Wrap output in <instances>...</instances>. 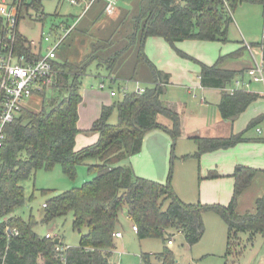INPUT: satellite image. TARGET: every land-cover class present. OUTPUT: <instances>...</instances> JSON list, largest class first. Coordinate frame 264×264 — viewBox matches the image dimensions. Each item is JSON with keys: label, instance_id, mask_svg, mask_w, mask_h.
I'll use <instances>...</instances> for the list:
<instances>
[{"label": "trees", "instance_id": "trees-1", "mask_svg": "<svg viewBox=\"0 0 264 264\" xmlns=\"http://www.w3.org/2000/svg\"><path fill=\"white\" fill-rule=\"evenodd\" d=\"M245 1L248 0H140L136 15L129 20L130 14L126 13L124 21L115 28L117 30L130 21L132 32L125 37L126 42L121 47H117L112 38L99 39L83 59L72 56V60L66 57L58 63L62 74L57 84L40 97L41 109L35 112L24 108L19 118L9 125L0 151V251L5 254V264H63L60 259L62 254L67 264H113L116 250L114 235L118 230L120 214L125 209L133 225L139 229L137 236L140 240L160 238L165 242L161 253H143V264H180L167 243L175 233H181L190 248L197 245L205 234L204 214L207 212L217 214L226 223L230 251L240 240L241 233L249 234L251 241L256 235L264 237V196L257 200L254 213L239 214L236 210L239 196L253 181L254 169L242 166L236 171L233 198L228 206H223L185 203L172 185L171 172L166 183H159L138 177L132 167L121 165L127 158L142 151L145 136L152 130H162L173 140L181 136L180 115L162 100L170 75L159 70L147 57V39L163 38L180 56L193 59L179 50L177 43L187 40L227 43L230 25L234 22L233 13ZM40 6V0L27 4V8H33L38 13L41 12ZM103 14L102 10L100 16ZM39 20L44 27L47 15L43 11L39 13ZM2 27L0 19V30ZM61 27L65 31L71 25L63 23ZM44 36L43 33V40ZM138 43L140 47L134 74L129 79L137 80L136 77L141 75L139 70L145 67L154 86L147 87L142 94L127 93L121 101L104 106L92 128L99 134L98 141L76 150L83 75L96 64L105 68L107 75L114 76L117 81H127L115 76L114 72L126 51ZM253 45L263 48L264 58V41ZM15 46L19 53L40 57V54H33L32 43L20 33ZM242 51L220 58L212 66L199 62L201 85L222 89L230 84L237 72L222 69L220 64ZM259 98L258 94L248 91H239L234 95L223 92L219 104L221 115L227 119L236 117ZM115 110L119 119L116 125H112L110 119ZM160 117L166 118L168 123H162ZM257 122L258 119L253 120L244 132L229 138H195L198 150L193 157L200 159L205 153L227 150L249 141L246 133ZM88 160L97 161L89 168L98 175L82 187L50 198L44 207L42 221L45 223L73 213V228L81 236L77 247L62 246L64 250L58 251L57 246L62 244L60 240L57 244L56 239H47L35 232L38 225L36 219L25 221L15 215L25 204L23 183L38 170H52L57 165L62 166L67 177L75 179L79 166ZM8 228L17 229L19 235H11ZM84 229H87L86 233H83Z\"/></svg>", "mask_w": 264, "mask_h": 264}, {"label": "rangeland", "instance_id": "rangeland-1", "mask_svg": "<svg viewBox=\"0 0 264 264\" xmlns=\"http://www.w3.org/2000/svg\"><path fill=\"white\" fill-rule=\"evenodd\" d=\"M25 1L28 4L32 2V0ZM138 4L139 2H137L136 6L129 7L128 9L130 10L124 11L120 16L114 15L113 17H110L108 14L104 13L91 28L89 26L90 24L87 26V21L83 26L79 27L80 29L83 27L85 28L82 32L77 28L73 29L58 50L60 58L64 59L66 57H71L72 60V56H74L75 59H83L86 56L87 51L92 48L99 39L107 37L109 39L112 38L113 41L117 42V47H121L122 43L126 42L125 37L132 32L130 21L120 26L117 30H115V28L119 23L124 21L123 19L126 13L130 14L128 17L129 20L132 16L136 15ZM40 5L41 11H44L47 15V21L45 22L44 27L42 24L43 22L39 20V13L33 8L27 10L26 6L23 9L19 25L20 33L28 40H35L37 43L41 42L43 33H50L54 26L60 27L63 23L72 24L73 21L71 15L82 16L84 20L90 15V8L85 11V4L83 5V8H81L79 6H72L66 0H40ZM96 6L97 5L95 4L93 8ZM233 15L234 22L230 27L229 43L221 44L218 42L186 41L184 44H186L185 46H187L190 51V54H188L197 60L201 59L200 56H209L213 54V52L214 56L216 54H223L224 56L229 49H234L236 47L237 42L246 40L247 43H261L264 40V3H262V0H248L240 3L236 7ZM139 47L140 43L130 47L126 51V54L119 62L116 73L119 72L121 75H130L131 73H134ZM254 48L259 51V47ZM148 49L150 53H152L150 50L151 45H149ZM175 56H178L181 60L178 65L171 66V68H174L173 73L175 74V84L167 87L163 99L179 106L180 102L189 97L186 88L191 87L190 84H187V87L179 84V74L183 72L182 67H185V70L187 71L186 74L192 80H198L199 64L195 60H189L190 58L185 59L179 56L176 52ZM152 57H155L156 60L154 61H159L158 63H160V65L168 64L160 52H153ZM142 66H140V68ZM90 68L91 69L87 72L90 77L94 76L95 72L97 75L98 73L104 75L106 72L103 69L98 71L95 64ZM139 72L142 74H148V69L142 67ZM95 78L97 80L101 79L99 76H95ZM90 83L91 79L84 76L82 92L85 88H89L88 84L90 85ZM120 86L123 89L127 88V93H133L137 90V83L135 81L122 82ZM97 94L102 95L103 98L94 101L95 104H98L95 106L96 109L93 107L92 109H87V107L93 104L90 95H86V98L80 107V120L78 122L80 135L78 147H87L85 145V139H89L88 142H86L88 143V146L93 145L98 141L99 134L98 132L92 131V128L101 116L102 107L107 105L111 106L113 103L121 101L124 97L123 91H120L118 93L119 96L116 98H111L109 95L100 92H97ZM47 95H50V93ZM194 95L199 97L200 92L198 91L197 93L196 91ZM94 96L97 98L96 94ZM194 98L196 97L194 96ZM97 101H99V103ZM41 104V98H35L29 100L26 107L38 112L41 109ZM95 104H93V106ZM92 111L93 113L96 112V118L90 123ZM118 119V111L115 110L110 119V124L116 125ZM159 120L164 124L168 123L166 118L160 117ZM172 144L173 147L171 153L173 158L165 181H167L171 172L172 185L176 193L185 203L198 204L197 202H199L201 204H207L206 202H203L200 197L201 191L204 188V183L202 182L207 181L199 179L198 173L195 171V163H192L194 166L192 173L193 179L191 178V170L188 165L182 164L180 170L176 169L178 163L175 155L180 151L182 143L172 139ZM186 144L187 147L194 146V142L192 141ZM96 162L97 161L95 160H88L80 165L75 179L67 177L61 165L55 166L52 170H38L35 175L31 176L30 179L23 183V187L25 188V204L16 211L15 215L22 217L25 221H28L31 218L36 219L38 225L35 228V232L42 237H45L47 234L58 237L62 243L61 247H77L80 243L81 236L79 232L73 228V213H69L67 216L56 218L49 223H45L42 221L44 217V205L50 198L73 188L82 187L84 183L94 179L98 175V172L93 169L90 170L89 166L97 164ZM126 162L127 161H123V165H125ZM174 182L176 185H174ZM204 191L206 192V188H204ZM167 206L168 202L165 204V209ZM204 221L206 225V233L199 244L190 248L186 244L184 236L181 233H175L172 237L174 245L170 248L174 251L180 264H264L263 237L258 236L254 244H252L248 242V237L243 234L241 235V240H238L237 245H234L230 251L228 250V230L226 225H224L225 229L223 227V232L218 231L217 222L222 224L220 217L213 212H207L204 214ZM120 224V231L123 233L124 237L121 240H116L117 250L113 257L114 264H143L141 259L143 253L156 255L164 250L165 242L160 238L139 239L137 233H134L132 230V225L127 217L126 209L120 214ZM86 232L87 229H84L83 233Z\"/></svg>", "mask_w": 264, "mask_h": 264}, {"label": "crops", "instance_id": "crops-1", "mask_svg": "<svg viewBox=\"0 0 264 264\" xmlns=\"http://www.w3.org/2000/svg\"><path fill=\"white\" fill-rule=\"evenodd\" d=\"M85 1L87 0H83L82 2ZM115 1H116L115 13L113 15H109L110 17H113L114 15L120 16V14H122L124 11H129L130 10L128 9L129 7L136 6L137 2H139V0H115ZM262 3H264V0H262ZM27 4L28 3H26V1L23 0L21 13H20V20L22 18L23 9L25 6L27 7ZM95 4L97 6L93 8ZM95 4H93L92 8L89 9L90 15L85 20L83 19L82 16L71 15L73 23L70 25L74 26L73 29L77 28L80 30L79 27L83 26L87 21H88L87 26L90 24L89 25L90 28L93 26L92 25L93 23L94 24L97 23L98 18L101 17L100 13L102 12V10L103 13H105L104 11L105 0H100ZM72 6H76V5H72ZM79 7L83 8V5L81 4L79 5ZM27 10H29V8H27ZM232 24L230 25V27L232 26ZM19 25H20V21H19ZM84 30H85L84 27L81 28V32ZM48 34L51 36L52 40L55 41L58 37L64 34V29L61 26L60 27L55 26L53 27V31ZM42 37L40 43H37V41L35 40L32 41L29 40L32 43L33 54L37 55V54L46 53V49L49 45V42L43 40ZM187 41H195V40H187ZM185 42L186 41L177 43V48L182 52L186 53L187 55H189L190 51L187 48V46H185L186 45L184 44ZM202 42L217 43V41H202ZM229 42L230 39L227 43ZM218 43L226 44L223 42H218ZM246 43H247L246 40L237 42L236 47L234 49H229L227 53L224 54V56L223 54L220 55L216 54L214 56V52H213V54L209 56H203V55L200 56L201 57L200 60H197L190 55L189 56L192 57L193 59L183 57L185 59L195 60L199 64L198 80H194V79L192 80L186 74L187 71L185 70V67H182L183 72L179 74L180 77L179 84L185 87H187V84H190L191 86L186 88L189 97L186 98L184 101L180 102L179 106H177L173 103L164 100L163 96L165 94L162 96V100L165 103V105L171 108L172 110H174L175 112H177L181 117V123H182L181 136L177 139V142H181L182 146L180 151L177 152V155H175L176 161L178 163L176 169L180 170L182 164L188 165L191 170V178H192L193 167H194L192 163H195V171L198 173L199 179L202 181H207V182H202L204 183L203 184L204 188H206V192L204 191V188L201 191L200 197L203 202H206L207 204H220L223 206H228L234 194V189H235L234 175L236 171L242 166L254 169L256 171V174L253 178L251 185L247 187L238 198L236 210L239 214H246L247 212L254 213L256 211L257 200L264 196V82L254 81L249 73V71L254 67L255 63L262 61L264 62L263 48L257 46L259 47V51H257V49L254 48L256 46H254L253 44H260V43L249 42L248 44H251L253 47V51L251 53L247 48L246 49L243 48L245 47ZM149 45H151L150 50L152 53H150L148 49ZM241 49H243V51L240 55L229 57L220 64V67L222 69L237 72L236 77L232 80L230 84H227L222 89L206 88L201 85L200 83L201 65L199 62L206 64L208 66H212L216 64L220 58L229 56L230 54L237 52ZM174 51L175 50L170 46V44L160 37H150L147 39L145 44V53L147 57L155 64V66L159 70L170 75V80L167 87L169 85L175 84L174 82L175 74L173 73L174 68H171V66L178 65L181 61L180 58H178V56H175L176 51L175 52ZM153 52L155 53L160 52L164 56L168 64L165 63L166 65H160V63H158L159 61H154L156 59L155 57H152ZM149 56L152 57L153 59L150 58ZM61 62H62V58H60L58 51V63ZM90 69L91 68H89V70ZM96 69L98 71L100 69L106 71L105 68L103 67L99 68L97 65H96ZM116 72H114L115 76H117L118 78L127 79L128 82L140 81L141 85L145 88L154 86V82L150 79L149 74L141 73L140 76L136 77L137 80L136 79L130 80L129 78H132L134 73H131L130 75H121L119 72L118 73ZM84 76L91 79V83L90 85L88 84L89 88L84 89L83 91L84 97L82 92L84 85L82 84L81 95L83 99L79 106V110L84 99L86 98V95H90L93 104H95L94 101L101 100L103 98V96L97 94V92L109 95L111 98H116L119 96L118 93L120 91L117 92V96L114 97L111 95V90H109L108 88L107 89L100 88V83L104 80L105 76H107V72H105L104 75H101L100 73H98L97 75V73L95 72V75L92 76L94 78L88 76L87 73L84 74L83 77ZM95 76L96 77L99 76L101 79L97 80ZM122 82H126V81L124 80L120 81V85ZM238 82L242 84L247 83L248 85L246 87L240 88L239 90H236ZM242 86H244V84ZM118 87L120 88V86ZM231 89H234L235 92H230ZM195 90L197 91V93L198 91L200 92L199 97H197V95H194V93L196 92ZM239 91H248V92L256 93L260 96V98L257 101L253 102L252 104H250L249 107L240 115L230 119L223 118V116L221 115V111L219 109V104L221 103L223 92H226L230 95H234L236 92ZM95 94L97 95V98L94 96ZM194 96L196 98H194ZM97 102L99 103V101ZM93 104L87 107V109H92V107L96 109L95 106L98 104H95L94 106ZM102 109H101V113H102ZM95 118H96V112L93 113L92 111L90 123H92L95 120ZM257 119L258 122L255 125V127L246 133V138L249 141L238 144L237 146L227 150H218L215 152L205 153L204 155L201 156L200 159H196L195 157H193V155L198 150V146L194 140L195 138H215V139L229 138L232 135H236L244 132L247 129L248 125L253 120H257ZM79 120H80V111H79ZM79 135L80 133L77 135L76 138V150H80V148L82 149V147H78ZM88 140L85 139L86 146H88L87 145L88 143H86L88 142ZM190 141L194 142V146L187 147L186 143H190ZM172 147H173L172 137L170 135H168L162 130H152L148 132L145 136L142 151L135 156L127 158L125 160L127 161L126 164L123 165L122 163V165L125 167H129V166L132 167L136 176L138 177L149 178L159 183H166L165 180L168 176L167 172L169 171L171 160L173 158V155L171 153ZM185 156H191V157L185 160L183 159V157ZM210 175H214V176L209 177ZM174 185H176L175 182ZM128 219L131 222L132 230H133V222L129 217ZM220 219L222 224H220V222H217V227L219 232H223V227L225 229L224 225H226V223L223 221L221 217ZM120 225L121 224L119 222L118 230L116 233L118 232L121 233L122 237L116 238L114 235L115 242L116 240H121L124 237L123 233L120 231V227H121ZM205 233H206V225H205ZM243 234L248 237L247 238L248 242L252 244H254L258 236H261V235H256L251 241L249 234L241 233L239 234L240 240H241V235ZM57 239L60 240L58 237L56 238V240ZM169 247H173V246L169 245ZM116 250H117V243H116ZM116 250L113 253V257L114 254L116 253ZM113 257H112V262H113Z\"/></svg>", "mask_w": 264, "mask_h": 264}, {"label": "built area", "instance_id": "built-area-1", "mask_svg": "<svg viewBox=\"0 0 264 264\" xmlns=\"http://www.w3.org/2000/svg\"><path fill=\"white\" fill-rule=\"evenodd\" d=\"M72 5H86L88 10L98 0H66ZM23 0H0V19L3 29L0 30V151L2 150L7 138V129L9 125L15 122L21 112L26 108L29 100L40 98L52 89L58 82L62 70L58 66V50L74 26L64 31V34L55 41L49 34L44 36V40L49 42L46 53L40 54V57L19 53L16 50L15 42L19 33V21ZM116 1L105 0V13L113 15L115 13ZM245 47L252 53L253 47L246 43ZM254 81L264 82V62H257L249 71ZM137 90L135 92L142 94L146 88L136 81ZM244 84V86H242ZM237 83L236 90L246 87L247 83ZM120 82L114 76H105L100 83L101 89L111 90L112 96H117V92L123 91L127 94V88L123 89ZM242 86V87H241ZM230 92H235L231 89ZM46 207V204L44 205ZM133 230L138 233L137 225H133ZM11 235H19L17 229H7ZM47 239H56V236L47 234ZM116 238L122 237L121 233L115 234ZM173 241L168 245L173 246ZM58 251L64 248L57 246ZM1 264H5V254L0 251ZM60 259L63 264H67L65 255Z\"/></svg>", "mask_w": 264, "mask_h": 264}, {"label": "water", "instance_id": "water-1", "mask_svg": "<svg viewBox=\"0 0 264 264\" xmlns=\"http://www.w3.org/2000/svg\"><path fill=\"white\" fill-rule=\"evenodd\" d=\"M55 242L58 244L59 243V240L57 239Z\"/></svg>", "mask_w": 264, "mask_h": 264}]
</instances>
